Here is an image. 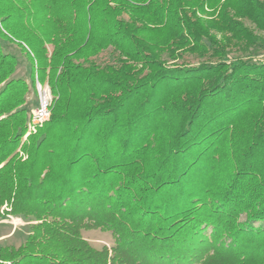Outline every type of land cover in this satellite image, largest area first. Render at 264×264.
Masks as SVG:
<instances>
[{"label": "trees", "instance_id": "trees-1", "mask_svg": "<svg viewBox=\"0 0 264 264\" xmlns=\"http://www.w3.org/2000/svg\"><path fill=\"white\" fill-rule=\"evenodd\" d=\"M252 50L264 0H0V219L31 222L0 264H264ZM35 76L52 113L23 141Z\"/></svg>", "mask_w": 264, "mask_h": 264}, {"label": "rangeland", "instance_id": "rangeland-1", "mask_svg": "<svg viewBox=\"0 0 264 264\" xmlns=\"http://www.w3.org/2000/svg\"><path fill=\"white\" fill-rule=\"evenodd\" d=\"M250 25V23H248ZM7 47L11 48L12 53L17 57V70L14 75L15 78H22L31 81V66L28 58L20 51V49L14 45L8 44ZM252 56L255 58H261L264 54H258L256 56V50L251 51ZM242 53H232L231 57L241 56ZM37 81H39L38 77L35 76V87L31 89V92L28 95V112L29 115L34 110V108L38 105V94H37ZM40 82V81H39ZM41 83V82H40ZM42 85H48L47 82L41 83ZM50 87V86H49ZM51 90V88H50ZM51 98L54 99L52 91ZM51 108H50V118H51ZM28 115V116H29ZM49 118V119H50ZM29 119V117H28ZM24 159V158H23ZM5 208V207H4ZM31 222L16 216H5L3 219H0V245H13L19 246L21 245L27 235L30 232ZM84 237L95 247L100 248L103 245L111 246L114 243V239L112 235L108 232H103L101 230H92L85 231L83 233Z\"/></svg>", "mask_w": 264, "mask_h": 264}, {"label": "built area", "instance_id": "built-area-1", "mask_svg": "<svg viewBox=\"0 0 264 264\" xmlns=\"http://www.w3.org/2000/svg\"><path fill=\"white\" fill-rule=\"evenodd\" d=\"M36 89L38 94V105L29 115L27 132L23 141H26L31 134L36 133L38 129L42 127L50 118V106L52 103L50 87L45 84L42 85L39 81H37ZM19 152L23 158L26 157L20 149Z\"/></svg>", "mask_w": 264, "mask_h": 264}]
</instances>
